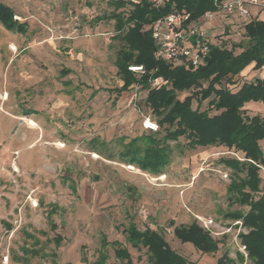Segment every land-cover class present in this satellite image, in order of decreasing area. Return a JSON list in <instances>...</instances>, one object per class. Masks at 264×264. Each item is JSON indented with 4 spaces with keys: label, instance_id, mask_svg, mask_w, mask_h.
I'll return each mask as SVG.
<instances>
[{
    "label": "rangeland",
    "instance_id": "rangeland-1",
    "mask_svg": "<svg viewBox=\"0 0 264 264\" xmlns=\"http://www.w3.org/2000/svg\"><path fill=\"white\" fill-rule=\"evenodd\" d=\"M0 1L27 26L22 33L0 22V264H88L102 251L108 263L125 264L114 240L128 249L133 264H147V248L128 241L124 229L131 223L163 233L191 264H217L223 255L227 264H254L239 236L249 229L230 215L250 209L228 190L246 172L236 174L223 161L243 160V152L224 145L191 149L185 136L164 142L162 127L157 137L168 152L162 171L123 159L129 141L150 132L144 117L159 118L146 89L134 84L118 90L124 81L116 60L125 42L109 17L115 11L109 0ZM249 8L235 24L228 16L209 20L210 39L246 46L241 22L264 16L261 6ZM216 22L221 29L213 32L209 25ZM252 69L247 66L240 81L257 76ZM199 102L196 97L193 107ZM245 106L264 116V103ZM199 107L216 112L209 100ZM138 144L143 148L150 140L143 136ZM260 174L264 193V164ZM192 222L218 242L217 251L202 253L175 236L176 225Z\"/></svg>",
    "mask_w": 264,
    "mask_h": 264
},
{
    "label": "trees",
    "instance_id": "trees-1",
    "mask_svg": "<svg viewBox=\"0 0 264 264\" xmlns=\"http://www.w3.org/2000/svg\"><path fill=\"white\" fill-rule=\"evenodd\" d=\"M115 7L110 14L114 19L115 31L125 42L119 50L116 66L123 79L120 91L129 90L138 84L146 89V102L154 116L159 118V130L143 132L128 143L121 155L124 160L144 171L158 173L168 162L167 144L160 143L158 133L165 129V140L176 141L181 136L188 139V147L224 145L244 153L243 160L225 158L226 166L236 174L245 171L244 177H235L228 190L235 195V200L250 207L246 214L234 212L237 218H243L247 232L239 234L254 264H264V193L260 167L264 164V116L250 114L245 105L250 101L264 103V77L255 76L248 80L238 77L247 66L254 64L255 69L264 66V19L251 18L242 23L247 44L234 42L232 47L222 42L212 44L204 64L198 67L174 65L172 62L155 57V42L152 31L146 28L156 19L169 14L172 7L190 13L188 20L199 19L206 11L215 10V0H169L165 6L153 7L148 0H109ZM128 5L132 9L119 10ZM118 10V11H116ZM14 9L0 1V22L9 30L26 32V22L15 18ZM241 51L236 53V50ZM143 65V73H135L129 65ZM163 77L159 87H152V80ZM246 78H248L246 76ZM190 91L184 99L179 93ZM201 104L209 100V105L216 110L211 113L209 107L201 109L200 102L193 107L194 99ZM154 118V117H153ZM146 131V130H145ZM146 136L150 144L138 146V141ZM130 243L136 247L147 248V264H191L190 260L171 247L163 233L147 227L139 229L131 223L124 229ZM174 234L182 242H191L202 253H212L219 249L218 242L195 222L174 227ZM58 236V240L61 239ZM114 246L117 258L133 264L130 252L122 247L119 240L110 242ZM109 244L105 240L103 245ZM108 255L102 251L99 257L88 264H110ZM227 256L218 258L217 264H227Z\"/></svg>",
    "mask_w": 264,
    "mask_h": 264
},
{
    "label": "built area",
    "instance_id": "built-area-1",
    "mask_svg": "<svg viewBox=\"0 0 264 264\" xmlns=\"http://www.w3.org/2000/svg\"><path fill=\"white\" fill-rule=\"evenodd\" d=\"M149 2L153 7L158 8L165 6L169 0H149ZM215 6V10H208L199 19L189 22L190 13L173 6L169 14L148 24L147 28L151 29L156 46L155 57L186 67L196 68L204 64L211 45L218 44L213 42L207 33L208 29L205 26L209 20L223 15L234 18L236 22L237 16L240 18L250 14L249 6L264 8V0H215ZM129 69L135 73H143L145 70L143 65L135 64L129 65ZM163 82V77H156L151 84L152 87H159ZM143 126L148 131H158L160 128L158 121L149 115L144 117Z\"/></svg>",
    "mask_w": 264,
    "mask_h": 264
},
{
    "label": "crops",
    "instance_id": "crops-1",
    "mask_svg": "<svg viewBox=\"0 0 264 264\" xmlns=\"http://www.w3.org/2000/svg\"><path fill=\"white\" fill-rule=\"evenodd\" d=\"M221 17H225V16H223V15H221ZM230 18V17H229ZM251 18H259V19H264V16L263 17H251ZM250 18V19H251ZM228 21V20H227ZM217 22H219V20L217 21ZM213 23L212 25H209L210 26V28L213 30V32L214 31H216V30H219V29H221V24L222 23H220V24H218V23ZM229 22V21H228ZM227 22V23H228ZM230 22H232L233 24L235 23V20H234V18H232L231 20H230ZM233 26H235V25H233ZM249 67H251V69L254 67V64H251ZM253 70V69H252ZM252 70H251V72H252ZM258 70V75L257 76H260V77H264V66L263 67H261L260 69H257ZM255 103H263V102H261V101H250V102H247L246 103V105H253V104H255ZM245 107H250V106H245ZM262 141H264V140H261L260 141V143L261 144H263V142ZM264 146V145H263Z\"/></svg>",
    "mask_w": 264,
    "mask_h": 264
}]
</instances>
